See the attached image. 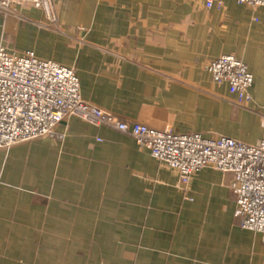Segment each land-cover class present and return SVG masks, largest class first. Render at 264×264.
I'll return each instance as SVG.
<instances>
[{"label": "crops", "instance_id": "0c3cea01", "mask_svg": "<svg viewBox=\"0 0 264 264\" xmlns=\"http://www.w3.org/2000/svg\"><path fill=\"white\" fill-rule=\"evenodd\" d=\"M206 2L53 0L63 27L89 31L71 56L4 44L73 65L84 96L110 110L258 142L264 23L253 17H264V5ZM226 53L254 72L249 103L206 68ZM57 131L63 140L0 147V264H264V234L242 226L224 171L204 166L186 185L128 132L76 115Z\"/></svg>", "mask_w": 264, "mask_h": 264}, {"label": "built area", "instance_id": "2783aa9c", "mask_svg": "<svg viewBox=\"0 0 264 264\" xmlns=\"http://www.w3.org/2000/svg\"><path fill=\"white\" fill-rule=\"evenodd\" d=\"M237 1L255 9L264 5V0ZM214 2L224 4V0L206 4ZM11 3H31L55 17L53 0H0V9H10ZM253 19L264 23L257 14ZM206 68L218 84L229 85L238 101H252L255 75L244 58L222 54L208 60ZM72 115L130 133L139 147L149 150L150 163L177 168L183 184H190L194 173L207 165L224 171L242 226L264 234V136L251 142L220 132L159 127L126 116L86 98L73 65L40 57L32 48L10 50L0 42V147L48 134L63 140L65 134L58 127Z\"/></svg>", "mask_w": 264, "mask_h": 264}, {"label": "rangeland", "instance_id": "374dc122", "mask_svg": "<svg viewBox=\"0 0 264 264\" xmlns=\"http://www.w3.org/2000/svg\"><path fill=\"white\" fill-rule=\"evenodd\" d=\"M10 6V11L0 9V42L10 40L15 45L32 46L43 55L44 50H49L50 55L62 59L64 55L71 56L72 50L78 47L77 43L80 44L79 39L89 36L88 30L72 31L63 27L57 11L52 18L35 11L30 3H11Z\"/></svg>", "mask_w": 264, "mask_h": 264}, {"label": "bare ground", "instance_id": "6f19581e", "mask_svg": "<svg viewBox=\"0 0 264 264\" xmlns=\"http://www.w3.org/2000/svg\"><path fill=\"white\" fill-rule=\"evenodd\" d=\"M4 10L10 11L8 7L1 6Z\"/></svg>", "mask_w": 264, "mask_h": 264}]
</instances>
